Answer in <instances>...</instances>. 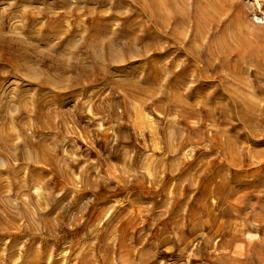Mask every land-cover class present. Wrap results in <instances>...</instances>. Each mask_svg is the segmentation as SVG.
Listing matches in <instances>:
<instances>
[{"label": "rangeland", "instance_id": "rangeland-1", "mask_svg": "<svg viewBox=\"0 0 264 264\" xmlns=\"http://www.w3.org/2000/svg\"><path fill=\"white\" fill-rule=\"evenodd\" d=\"M0 264H264V0H0Z\"/></svg>", "mask_w": 264, "mask_h": 264}, {"label": "bare ground", "instance_id": "bare-ground-1", "mask_svg": "<svg viewBox=\"0 0 264 264\" xmlns=\"http://www.w3.org/2000/svg\"><path fill=\"white\" fill-rule=\"evenodd\" d=\"M263 17V16H262ZM263 19V18H262Z\"/></svg>", "mask_w": 264, "mask_h": 264}]
</instances>
